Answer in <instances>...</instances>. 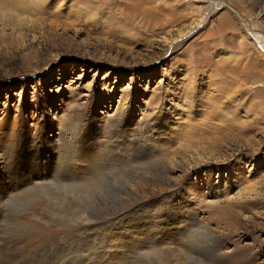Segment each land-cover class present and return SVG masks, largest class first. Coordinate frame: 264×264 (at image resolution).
Instances as JSON below:
<instances>
[{"label":"rangeland","instance_id":"374dc122","mask_svg":"<svg viewBox=\"0 0 264 264\" xmlns=\"http://www.w3.org/2000/svg\"><path fill=\"white\" fill-rule=\"evenodd\" d=\"M256 44L264 0H0V121L16 119L14 146L43 121L56 144L75 132L105 155L9 194L0 264H30L32 248L37 264H264ZM29 169L0 173L13 189Z\"/></svg>","mask_w":264,"mask_h":264},{"label":"bare ground","instance_id":"6f19581e","mask_svg":"<svg viewBox=\"0 0 264 264\" xmlns=\"http://www.w3.org/2000/svg\"><path fill=\"white\" fill-rule=\"evenodd\" d=\"M14 7L15 6H12L8 10H10L12 12L11 8H14ZM22 7H24V6H22ZM212 7L218 9L221 7V4L219 2H212ZM17 10H15V11H17ZM1 119L2 120L0 121V149H2V152L0 153V170H5L11 166L13 168H17L16 171H20L21 167H22V163H25L27 166H29L30 169L28 171H26V174L20 173V175L22 177H24L23 181L21 182V186H15L16 188H13V189L9 188V186L6 183H4L5 182V175L3 173H0V216L3 214V207L5 204V203H3V201L4 202L8 201L7 199L10 196L9 194H11V193L16 194L17 193L16 190L28 191L29 188H37L38 189V188L42 187L46 182L47 183L51 182V181L57 182L58 180L62 181V177L73 179V178L77 177L76 173H79L82 170H89L90 168L94 167L95 166L94 163H95L96 159L101 157L102 154L104 155V152L101 153V152H97L95 150H92L90 148L92 146H85L84 147L82 144H79L81 139L77 138V134L75 132L70 133L69 135L65 134V136H61V138H60V141H61L60 143L62 145V148H61V145H58V143L56 144V142L53 141L54 137H50V134H49V132H51L50 126L45 124L43 121L34 122V124H32V125L20 126L22 128L24 134L27 135L28 139L25 143L21 142L19 145L14 146V144L17 142L16 141V132H17V125L18 124L16 122V119L12 120L10 123L5 121L4 118H1ZM121 122H122V120H121ZM41 123H43V124H41ZM39 124H41V125H39ZM31 127H33V128H31ZM40 139H42L43 143L45 142L47 144L46 145L47 149L45 150L47 152V153L45 152L46 156H45V153H41V152H43V151H40L42 148L37 145V143H40L39 142ZM47 139H48V141H47ZM23 146L25 148H23ZM104 146H108L107 143ZM27 147H29V148H27ZM37 148H39V150H37ZM60 148H61V153L59 150ZM10 149H17L18 151L16 150L17 152H15V153H12V152L9 153ZM57 150H59V152H57L56 156H54L55 161L57 160V163L54 162L57 167L54 165L56 167V169L53 171L52 167L48 168L50 166V163H49L50 161H48V160H51L50 153L56 152ZM89 150H91V153ZM72 151H75V153H76V155L73 158H72V156H73ZM106 152H107V150H106ZM45 157H46V160H45ZM104 157H105V155H104ZM5 158H6V160H5ZM65 159H67L68 162L65 163L64 165H62L63 163H61V162L65 161ZM24 161H26V162H24ZM35 161H37V162H35ZM73 161L77 162L75 164H80V167L78 165V167L75 168ZM62 167H64L65 172H67L68 174L65 175L64 172L61 174L60 170ZM73 168H74V170H73ZM97 168H98V166H97ZM45 169H47V170H45ZM20 172H23V171H20ZM49 175L52 176L51 181H49V177H48ZM65 180L66 179L63 178L62 183L66 182ZM227 182L228 181H226L225 183L227 184ZM44 194H45V192H44ZM17 195H19V194H17ZM34 214H35V211L32 210L30 212V215L33 216ZM22 218H23V216L22 217L18 216L15 219H16V221H18ZM31 222L32 221H30V223ZM33 224H32V226H33ZM186 226L187 225H184V228ZM180 228L181 227H175V228H173V231L176 233H180L181 232ZM0 243H1V240H0ZM97 247L93 246L90 253L92 251H97ZM38 249L45 250L44 247H38ZM35 251H36V249L32 248L31 250H29V252L25 253V255L27 256L26 258L30 262V264H37L38 263V260L34 256ZM87 252L89 254V250ZM46 254L48 257L53 256V254L49 253L48 251H46ZM67 260H69V259L68 258L64 259V260L58 262V264H70L69 261H67ZM19 262H20V260H19ZM25 263L27 264V262H25Z\"/></svg>","mask_w":264,"mask_h":264},{"label":"built area","instance_id":"2783aa9c","mask_svg":"<svg viewBox=\"0 0 264 264\" xmlns=\"http://www.w3.org/2000/svg\"><path fill=\"white\" fill-rule=\"evenodd\" d=\"M256 46H257V50H258L259 52H261V53H263V54H264V52H263V49H262L261 45L259 46V45H257V44H256Z\"/></svg>","mask_w":264,"mask_h":264}]
</instances>
